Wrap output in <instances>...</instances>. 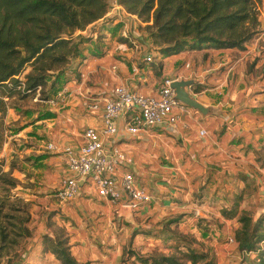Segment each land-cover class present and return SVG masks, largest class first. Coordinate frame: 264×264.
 <instances>
[{"label": "crops", "instance_id": "0c3cea01", "mask_svg": "<svg viewBox=\"0 0 264 264\" xmlns=\"http://www.w3.org/2000/svg\"><path fill=\"white\" fill-rule=\"evenodd\" d=\"M111 5L88 27L96 26L99 37L91 34L92 40L84 44L79 78L72 73L76 59L47 111L22 135H12L13 147L28 156L39 179L33 199L40 210L14 264H60L42 244L43 235L53 238L60 231L75 260L88 264H128L134 256H124L125 250L151 253L159 247V238L164 240L163 221L172 217L190 225L216 217L231 225L232 236L237 222L224 219L219 211L238 191L243 197L240 209L252 213L253 220L264 215V0L257 7L258 32L244 50L203 48L167 57L153 50L141 28L144 23L115 0ZM166 77L192 79L187 91L212 111L204 115L188 107L175 125L135 135L126 133L118 118L116 135L104 139L126 156L116 176L131 171L151 201L126 209L98 196L88 180L81 182L74 199L59 201L53 191L69 174L66 153L82 144L84 128L102 126L101 112L87 111L85 102L105 97L118 84L155 93ZM200 129L206 131L202 136ZM48 143L54 148L47 149Z\"/></svg>", "mask_w": 264, "mask_h": 264}, {"label": "trees", "instance_id": "16d2710c", "mask_svg": "<svg viewBox=\"0 0 264 264\" xmlns=\"http://www.w3.org/2000/svg\"><path fill=\"white\" fill-rule=\"evenodd\" d=\"M261 1L115 0L127 14L144 23L141 28L151 47L162 57L203 48L244 50L258 32L257 5ZM111 6V0H0V147L4 117L13 108V100L37 93L41 100L51 99L67 80L66 72L76 59L72 73L79 78L84 44L92 40L82 31L103 18ZM18 183L0 165V258L31 234L27 205L10 203V190ZM242 198V191L234 193L229 206L219 212L238 224L233 242L244 258L240 264H264V215L253 220L249 211L240 209ZM180 218L163 221L162 232L169 235L170 225ZM177 236L179 240L168 254L125 250L124 256H134L139 264H215L207 251H198L189 239ZM42 244L60 264H88L71 255L62 231L53 238L43 235Z\"/></svg>", "mask_w": 264, "mask_h": 264}, {"label": "built area", "instance_id": "2783aa9c", "mask_svg": "<svg viewBox=\"0 0 264 264\" xmlns=\"http://www.w3.org/2000/svg\"><path fill=\"white\" fill-rule=\"evenodd\" d=\"M150 61V58H146ZM115 68V66H113ZM172 78L166 77L155 93L143 94L128 90L124 85H115L105 97L90 98L85 102L89 112H101V129L86 127L81 132L82 144L65 155L68 175L60 178L54 189L59 201L74 199L82 181L94 185L98 196L111 204L123 203L131 209L140 203L151 201V195L141 188L131 171H122L116 176L118 168L126 162L125 154L117 147L107 146L105 138L117 133L116 119L122 118L124 129L135 135L158 125H175L182 113L188 109L175 97L170 87ZM206 133L200 129L202 136ZM52 143L47 149H53ZM231 242L233 238L229 239Z\"/></svg>", "mask_w": 264, "mask_h": 264}, {"label": "rangeland", "instance_id": "374dc122", "mask_svg": "<svg viewBox=\"0 0 264 264\" xmlns=\"http://www.w3.org/2000/svg\"><path fill=\"white\" fill-rule=\"evenodd\" d=\"M98 31L96 26H94L93 28H87L86 32H82V34L85 36L92 34V38H98ZM120 38L123 39L122 37ZM40 98L37 93L32 98L13 100V108L8 109L4 117V141L0 147L1 170L3 172L9 171L12 177L19 180L17 186L10 190V203L15 207L27 205V210L30 213L28 227L34 222V215L40 211L37 209L39 206L36 205L33 199L34 196H37L34 191L38 186L39 179L36 177V173L34 174L32 165L29 164L30 160H27L28 156L16 151L13 147L12 135H22L25 128H28L40 115L47 111L52 104L51 99L45 101ZM260 216L261 213L258 214L256 219ZM200 217H203L201 213ZM184 221L180 220L178 223H172L170 225L171 230L168 229L170 234L163 236L164 240L161 237L159 238L158 248L160 249L155 248L152 252L164 254L172 252L175 241L179 240L177 235H180V237L189 239L196 250L207 251L215 264H240L244 260L241 253L234 247L235 242L229 240L230 237L233 238V235L229 234L231 232L230 224L226 226L224 223L219 222L218 218L213 217L212 219L205 218L203 221L198 220V223L194 221L192 225L186 221L183 226L179 225V223L182 224ZM26 242L27 239L24 238L17 247L4 253L0 258V264H14L23 254ZM10 259L11 262L9 263ZM128 264L139 263L132 259Z\"/></svg>", "mask_w": 264, "mask_h": 264}, {"label": "water", "instance_id": "95a60500", "mask_svg": "<svg viewBox=\"0 0 264 264\" xmlns=\"http://www.w3.org/2000/svg\"><path fill=\"white\" fill-rule=\"evenodd\" d=\"M194 81L192 79H181V80H173L170 84V87L175 92V97L186 106L198 110L200 113L206 115L212 111L210 107H205L201 103H199L196 99H194L190 93L187 91V88L190 87ZM126 209L131 208L129 206H125Z\"/></svg>", "mask_w": 264, "mask_h": 264}]
</instances>
